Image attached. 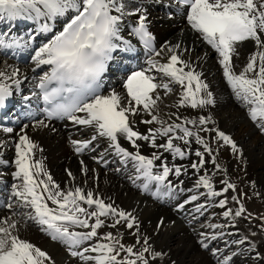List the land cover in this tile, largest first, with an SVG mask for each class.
<instances>
[{
    "label": "bare ground",
    "instance_id": "1",
    "mask_svg": "<svg viewBox=\"0 0 264 264\" xmlns=\"http://www.w3.org/2000/svg\"><path fill=\"white\" fill-rule=\"evenodd\" d=\"M123 2L125 12L132 14L123 16L120 24L121 32L129 36L131 28L137 25L140 15L136 9H141L147 17L146 22L158 37L159 51L162 53L160 56H154L152 60L161 64L167 63L171 55L168 49L179 45L176 54L189 61L192 68L201 73V79L208 84L207 90L212 92L214 99L213 104L203 108H192L188 104L181 106L179 101L184 88L175 82H169L168 77L156 69H149L148 65L147 72L155 78L156 83H169L171 90L178 89L170 95L171 91L158 88L153 94L160 96L157 106L150 114L141 105L137 115H129L131 126L142 135H148L149 129L162 127L155 122L152 124L143 122L156 115L166 124L179 123L193 133H198L208 143L212 152L208 153L203 144L196 143L194 136L188 138L187 145L179 139L173 140L174 145L185 150L184 158L174 156L163 148H152L150 142L143 140L137 141L139 145L137 149L125 137L118 136L121 147L129 152L139 151L141 155L148 157L154 152L160 155L161 159L154 162V174L162 171V163H167L169 167H181V175L176 176L173 172L167 178L168 183L174 186L171 192L147 181L142 172L135 167V161L118 154L112 147V142L107 137L97 135L92 127L77 125L73 121L62 125L46 122L41 125L37 121L14 128L12 132L0 128V181L10 190L9 199L14 198L10 208L7 204L5 208L0 209V222L7 219L9 223H15L13 233L45 251L54 264H85L80 257L70 258V250H66L63 243L54 241L44 230L45 226L28 218L29 214H34V210L25 206L19 197L12 195L13 185L21 184V181L14 176L17 170L16 144L21 135H27L38 146L34 150V160L42 162L44 170L51 175L61 191L67 192L76 187L83 189L85 193L91 191L94 198L103 199L106 203H111L114 207L135 217L136 224L132 229H128L124 221L113 228L111 224L115 221L114 217H101L105 220V224L97 230L99 237L111 232L122 245L132 246L138 253L144 247L153 248L155 253H161L156 256L160 261L159 264H222L226 257H231L230 264H257L253 255L259 248L258 253L264 257V247H261L264 235L256 233L253 229L250 230L242 222L241 217L233 213L235 205L232 198L235 195L233 196L232 190L229 189L226 193L222 191L227 186L225 182L238 185L247 178L252 184L258 183L264 190V129L261 128L259 121L252 120L250 116L252 105H247L237 98L223 75L219 54L191 28L186 13L183 16L169 17L164 11L167 6L164 3L166 1L162 0H123ZM171 6L175 7V4L171 3ZM64 22L58 20L54 32H59ZM37 27L38 25L33 21L23 19L10 21L0 17V39L13 45V39L19 38V34L30 32L24 41L31 48L35 45L37 50L54 34L37 33ZM30 37L35 38L30 39ZM257 51L258 48L252 40L239 43L237 54H234L232 59L234 72L241 73L249 62V57ZM34 55L35 51L32 52V57L30 55L29 61L25 59L17 61L16 58L20 57L19 52L10 51V47H0V71L7 73L8 76H12L13 71H18V75L12 80L5 81L9 84L11 92L19 89L25 93L32 91L34 82L39 79L34 71L37 66L33 59ZM249 75L252 76L254 73ZM128 76H121V79L115 80L113 87L107 88L103 95H110L115 91L121 96L122 105L127 104L130 98L124 85ZM16 80L19 84L15 83ZM200 117H210L209 123L199 124ZM186 120H196L197 123L185 124ZM216 130L230 136L236 143L238 151L234 152L230 145H225L218 138ZM94 135L95 140L92 139ZM178 135H182L179 129L170 134L173 137ZM167 139L168 137L158 136L157 144L165 143ZM73 141L79 142L85 152L79 154L76 151L77 145ZM89 141L88 146L83 147V144ZM196 151L204 152V156L197 157ZM201 159L204 160V164L197 172L191 164L198 163ZM2 162H7V166H3ZM205 174L211 178L214 190L222 192V195L214 197L208 194V189L202 186L196 187L199 177ZM40 178L46 179L44 176ZM146 183L148 188H155L159 193L156 195L152 191L145 190ZM193 195L198 199L191 201ZM225 199L227 204L221 208L219 201ZM48 203L50 207H57L51 201ZM81 204L89 208L83 202ZM181 204L184 205L183 208L179 207ZM199 205L204 207L196 211ZM186 209L185 219L180 216L184 211L186 212ZM91 210H94V206L89 208V211ZM227 210H231L233 215L225 217L224 212ZM93 222L94 218L90 219L89 223ZM213 225L222 227H212ZM70 230L88 231L89 229L77 227ZM202 233L204 235H201ZM213 235L216 236L214 240L211 239ZM242 239L244 243H233ZM145 240L147 244L144 243ZM201 241L207 243L208 247L205 248ZM97 243H111V241L93 238L92 241L85 242L79 250L83 251L84 247ZM86 255H97V253H86ZM118 259H121L120 253Z\"/></svg>",
    "mask_w": 264,
    "mask_h": 264
},
{
    "label": "snow or ice",
    "instance_id": "2",
    "mask_svg": "<svg viewBox=\"0 0 264 264\" xmlns=\"http://www.w3.org/2000/svg\"><path fill=\"white\" fill-rule=\"evenodd\" d=\"M185 6L187 20L193 30L199 33L202 39L211 46L220 56L219 63L223 68V75L235 92L237 98L243 100L250 108V116L253 121H259L264 129V0H178ZM137 26L133 34L143 43L145 49L160 56L161 51L154 48V36L149 31L147 17L141 9ZM71 13V15H69ZM115 13V14H114ZM132 13L125 12L123 0H0V17L10 21L17 19L33 21L38 25L37 33H54L52 37L35 50L33 57L37 67L49 66V71L40 77L37 87L41 90L42 99L47 107L44 108L48 119L67 118L77 125L92 127L96 134L107 137L112 142L118 154L135 161V167L141 171L149 182L156 181L164 184L170 173L181 175V167H169L162 163V171L153 173L154 162L161 159L160 155L153 153L151 157L141 155L139 151L129 152L121 147L118 136L125 137L134 148H139L138 140L148 141L152 148H163L173 153L174 156L184 158L185 150L174 145L173 140L179 139L185 145L189 143V137H195L198 144H203L208 153L212 152L208 143L198 133H193L189 128L179 123L166 124L158 116L152 115L150 120L143 121L147 124L158 123L162 127L149 129L148 135H142L133 129L129 121V115H137L140 106L151 114L152 109L160 100L159 95H153L158 88L170 92L169 83H156L155 78L149 75L147 70L134 71L127 77L124 87L130 98L127 104L122 105V98L115 91L110 95L100 92L103 76L109 70V64L113 60V52L121 48L120 24L123 16ZM58 20H64L62 29L54 32ZM35 37H30L34 39ZM252 40L258 51L249 57L244 70L236 74L233 70V55L237 54V45L241 42ZM13 43L18 44L19 39L14 38ZM27 43V42H25ZM124 51H133L130 41H123ZM12 44L0 39V47H11ZM179 45L168 49L171 55L167 63H158L148 60L149 69H156L169 78V82H175L184 88L179 104H188L192 108L206 107L214 103L212 92L208 91V84L201 79V73L192 68L189 61L176 54ZM185 69H188L185 71ZM249 73H254L250 76ZM18 75L13 71L12 76L0 71V106L5 104L11 95V88L5 81L12 80ZM19 84V81H15ZM203 92V95L201 93ZM82 113L83 115H78ZM210 117H200L198 123H209ZM43 124V121H38ZM196 124V120H186L185 124ZM177 129L182 135L170 136ZM12 132L11 128L4 129ZM208 129H205L207 131ZM217 131V136L225 145H230L232 150L238 151L236 143L223 131ZM168 137L165 143L157 144V137ZM93 140L96 139L94 135ZM76 151H82L79 142ZM85 142L83 147H87ZM38 146L27 135H21L16 144V168L14 176L21 181L20 185H13L12 195L19 197L24 205L34 210L29 214V219L45 226L44 230L53 239L68 246L73 257H80L85 264H149L144 253L150 251L144 247L136 253L132 246L125 247L111 232L103 237L98 236V229L105 224L101 217L112 216L115 218L111 227L115 228L121 221L126 223L128 229L136 224L135 217L130 213L106 203L103 199L94 198L91 191L85 193L83 189L76 187L67 192L61 191L58 184L52 180L42 165V162L34 160V150ZM197 157H203L204 152L196 151ZM213 163L215 158L213 157ZM204 160L192 163L191 167L197 172L203 167ZM219 167V165H217ZM86 171V169H85ZM71 176V173H68ZM44 176L46 179H41ZM222 190L235 189V185L227 183ZM208 189L211 196H220L222 192L215 191L211 178L201 175L196 187ZM171 189V185H167ZM148 190V184L144 185ZM193 195L191 201L197 200ZM235 199V197H234ZM49 201L56 208L49 206ZM81 202L94 210L82 206ZM187 202V201H186ZM227 200H220L219 206L224 208ZM9 208L11 204L7 205ZM183 208L184 205L179 206ZM204 205H199L196 211H200ZM245 212L243 205L235 212L240 216ZM233 215L231 210L224 212V216ZM94 218L93 223H89ZM15 223H9L7 219L0 222V264H54L51 257L34 244L21 239L13 233ZM89 229L88 231L70 230L74 228ZM212 227H222L213 225ZM201 235H204L203 233ZM93 238L111 241V243H97L83 248L80 247ZM211 239H216L213 235ZM147 244V240L144 241ZM205 248L207 243L201 241ZM244 243V240L233 241ZM117 246L135 259H118ZM97 253V255H86ZM215 254V253H214ZM161 253H155L159 256ZM231 257H226L222 264H230Z\"/></svg>",
    "mask_w": 264,
    "mask_h": 264
},
{
    "label": "rangeland",
    "instance_id": "3",
    "mask_svg": "<svg viewBox=\"0 0 264 264\" xmlns=\"http://www.w3.org/2000/svg\"><path fill=\"white\" fill-rule=\"evenodd\" d=\"M177 89L178 88L172 89L170 95H173L175 90ZM257 184L258 183L252 184L248 180V178L243 179V181L239 182L238 185L233 184L235 185V189L234 190L230 189L232 190L233 196L235 195L234 196L235 199L234 197L232 198L234 199L233 204L235 205V209L233 213L238 211L240 206L243 205L245 212L242 215L237 216V217H241L242 222L245 225H247L248 228H250V230L253 229L256 233H261L264 235V190L262 186H260L259 184L257 185ZM119 243L121 244V242ZM262 246L264 247V239L262 240L261 247ZM117 250L121 254V259H126V258L135 259L136 258L135 256H132L128 254L127 252L123 251L122 249H120L119 246H117ZM257 250L259 251V248ZM150 251L147 253H144V255H146L145 257L149 261V264H159L160 261L156 258V256H154L155 252L153 248H150ZM258 251H256V254L253 255V257H255V259L254 258L253 259L254 261L257 262V264H264V261H263L264 257H262V255L259 254ZM69 256H71L70 258H72V255H69ZM137 264H142V261L137 260Z\"/></svg>",
    "mask_w": 264,
    "mask_h": 264
}]
</instances>
